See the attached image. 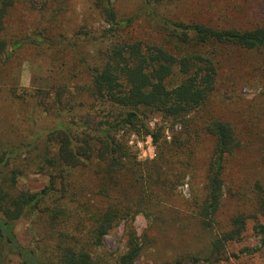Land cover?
I'll use <instances>...</instances> for the list:
<instances>
[{
  "label": "trees",
  "instance_id": "trees-1",
  "mask_svg": "<svg viewBox=\"0 0 264 264\" xmlns=\"http://www.w3.org/2000/svg\"><path fill=\"white\" fill-rule=\"evenodd\" d=\"M180 1L144 0L138 13L120 19L112 0H91L108 25L95 31L87 25L73 29L72 24L62 29L57 11H49L50 0H0V64L7 65L16 54L35 47L48 52L58 70L81 68L86 78L84 83V77L76 81L73 90L67 85L70 81L62 79L49 90L31 92L0 83V111L6 108L7 96L22 106L33 104L36 121L40 116L59 120L48 131V142H56L57 150L48 151L41 162L42 171L46 166L54 168L50 186L39 193L19 189L22 171L12 163L21 149L11 151L0 140V239L16 250L23 264H137L144 250L134 226L139 214L155 235L162 231L174 239L186 238L196 229L207 234L205 253L180 256L173 264L222 262L227 245L242 239L250 220L264 236L259 222L264 216V179H256L248 188H230L238 211L225 225L220 223L227 160L243 145L235 125L212 109L221 74L235 57L252 55L260 72L255 80L264 79V24L241 29L159 12ZM21 6L49 11L52 18L23 31L19 26L26 24L14 18ZM147 12L152 13L147 16L151 30L144 38L133 30ZM155 116L193 133L191 137L213 141L202 193L190 201L192 211L187 215L165 207L160 194L169 177L177 176L178 184L188 177L190 156L195 153L191 138L183 139L184 132L179 133L166 149L162 131L148 125ZM141 132L152 138L159 156L168 150L173 157L187 154L189 159H176L177 167L168 172L157 170L154 188L128 177L133 174L129 171L132 152L125 138ZM39 138L35 135L27 146L28 154ZM260 158L264 169V151ZM83 173L91 175L88 183ZM25 219H32L37 252L17 244L14 228ZM123 223L127 251L111 254L105 249V238Z\"/></svg>",
  "mask_w": 264,
  "mask_h": 264
},
{
  "label": "rangeland",
  "instance_id": "rangeland-1",
  "mask_svg": "<svg viewBox=\"0 0 264 264\" xmlns=\"http://www.w3.org/2000/svg\"><path fill=\"white\" fill-rule=\"evenodd\" d=\"M45 1V0H43ZM50 9L57 11L61 28L68 29L71 24L73 29H79L87 25L92 30L100 31L108 25L104 18L94 9L91 0H50ZM120 19H127L139 12L144 6V0H112ZM40 8V7H39ZM49 11H32L21 6L14 18L21 20L26 25L19 26L23 31L35 28L36 24H44L52 18ZM48 12V13H47ZM160 13L174 18L190 19V17L205 21L214 25L223 23L248 29L256 25L264 24V0H181L169 9H160ZM144 18L136 23L134 31L139 36H144L151 30L152 15L147 12ZM144 38H149L144 36ZM230 58V57H228ZM51 55L35 47L25 49L16 54L10 62L0 64V83L4 87L12 86L18 91L49 90L56 80L70 81L67 85L73 90L76 81L84 77L81 68L77 72L72 69L61 68L58 70L51 60ZM245 59L242 64L239 60ZM255 58L252 55H239L234 61L227 62L228 70L221 74L218 91L214 96L213 113L232 122L241 135L243 149L227 160V187L224 198V206L220 215V223L226 224L228 218L236 214L238 207L234 199H231L229 189L252 186L256 179H264V169L261 167V154L264 151V79L256 82ZM235 62V63H234ZM246 67V68H245ZM230 70V71H229ZM64 75V76H63ZM84 77L81 82L84 83ZM57 85V84H55ZM6 108L0 111V140L8 149H21V153L13 159L12 167L22 171L18 178V187L21 190L39 193L50 186V173L54 168L46 166L42 171V157L50 151L57 150L56 142H48L49 130L55 127L59 120L54 117L42 118L36 121L38 114L33 104L22 106L17 101L5 96ZM152 130L160 129L163 134L162 143L170 145L173 138L184 132V137L191 138L190 147L195 151L192 154L193 162L188 177L181 184L177 182V176L169 177L167 187H162L164 193L163 205L175 209L184 215L192 211L190 201L200 197L204 183L205 165L213 147V141L205 136L191 137V132L183 131L179 125L166 121L159 116L152 117L148 123ZM35 135H40L39 140L28 154L27 146L33 141ZM129 145L132 157L130 161L129 178L133 181L139 179L150 188L155 187L156 179L153 177L156 171L168 172L177 165L176 159L189 160L182 155L173 157V153L165 150L160 154L151 137L140 134H129L125 138ZM174 152V150H173ZM39 157V158H38ZM173 167V168H172ZM128 171V172H129ZM135 174V175H134ZM81 174L78 173V176ZM85 183L90 181L91 175L83 173ZM171 186L172 190L169 189ZM170 195H167V194ZM72 198V197H71ZM87 199L93 200L91 194ZM264 225V216L259 218ZM256 222L250 220L245 228L243 237L239 241L227 245L225 259L217 264H264V236L255 230ZM134 226L140 238L143 239L144 250L137 264H173L180 256L191 253H205L208 248L207 234L201 229H196L191 236L186 238L173 237L160 231V234L148 232V221L144 215H137ZM32 225V219H25L16 224L14 234L17 244L24 248L37 252V237ZM148 232V238L144 234ZM125 223L121 224L109 236L105 238V249L111 254H122L127 251L125 240ZM199 235L201 237L199 238ZM146 243V245H145ZM0 264H23L16 250L0 239Z\"/></svg>",
  "mask_w": 264,
  "mask_h": 264
}]
</instances>
